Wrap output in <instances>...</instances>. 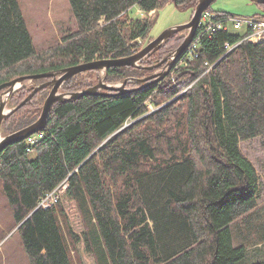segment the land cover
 <instances>
[{"label":"trees","instance_id":"16d2710c","mask_svg":"<svg viewBox=\"0 0 264 264\" xmlns=\"http://www.w3.org/2000/svg\"><path fill=\"white\" fill-rule=\"evenodd\" d=\"M69 1L77 29L39 52L19 0H0V84L130 56L154 39L149 33L155 23L130 16L133 6L156 14L172 2L194 13L199 2ZM206 12L224 22L234 16L211 6ZM247 34L230 29L208 34L200 23L164 79L129 82L132 89L125 93L57 102L32 152L28 138L4 148L0 181L31 264H74L68 235L97 264H240L247 256L250 264H264V251L248 240L236 244L234 236L237 224L255 212L261 193L259 174L241 142L264 136V40L249 42ZM185 37L181 31L167 38L141 61L144 67H110L105 81L146 77L156 70L147 66L172 54ZM83 73L64 83L71 92L95 85L101 76L100 70L86 71L91 79L78 81ZM49 79L19 87L8 106L19 105L34 83ZM50 89L5 118L0 132L9 135L35 122ZM66 178L57 205L39 207ZM68 209L79 214L80 233L63 225Z\"/></svg>","mask_w":264,"mask_h":264},{"label":"rangeland","instance_id":"374dc122","mask_svg":"<svg viewBox=\"0 0 264 264\" xmlns=\"http://www.w3.org/2000/svg\"><path fill=\"white\" fill-rule=\"evenodd\" d=\"M27 26L30 30L36 49L44 52L56 47L65 33L77 29V20L74 16L69 0H19ZM226 11L233 14V17H248L257 14H264V9L252 0H215L211 5V11ZM193 11L190 8H180L175 3L169 2L159 8L155 14L146 15L138 6H133L129 10L132 17L155 18V23L149 33L156 38L169 27L180 25L191 20ZM261 17V16H259ZM203 22V21H202ZM238 30V29H236ZM243 31V29L239 30ZM188 31H183L187 34ZM143 43V40L141 41ZM148 41L145 43L147 44ZM143 48V47H142ZM171 55V54H170ZM168 56V55H167ZM150 66V65H149ZM153 73L163 70V67L155 68ZM104 71H100L98 79H94L97 84L99 78L105 76ZM152 73L148 74L151 75ZM92 74L83 73L75 77L78 81H89ZM98 75V74H97ZM146 75V76H148ZM93 78V76H92ZM75 79V80H76ZM89 79V80H88ZM122 80L108 81L109 84L119 85ZM94 83V84H95ZM33 84L32 81H25L23 85ZM36 85V83H34ZM93 85V84H92ZM20 86V87H21ZM131 87V86H129ZM64 84L60 92H71ZM50 92V90H49ZM48 92V94H49ZM47 94V96H48ZM1 100V99H0ZM7 109L11 108L7 104ZM156 108L150 107V111ZM1 136H6L2 131ZM243 153L255 165L260 177L261 193L258 206L249 220L238 223L235 229V243L239 240H248L251 245H256L258 250L264 251V136L255 137L241 142ZM63 194L61 195L62 199ZM68 219L62 218L63 225H68L74 232L80 233L82 222L78 213L68 209ZM243 226H242V225ZM242 226V227H241ZM67 227V226H66ZM67 231V230H65ZM68 235V233H66ZM69 236V235H68ZM67 241L70 246L71 258L74 264H97L95 258L85 250L82 243L75 245L70 236ZM237 240V241H236ZM248 256L240 264H250ZM0 264H31L28 254L24 248L22 237L17 231L15 218L0 181Z\"/></svg>","mask_w":264,"mask_h":264},{"label":"water","instance_id":"95a60500","mask_svg":"<svg viewBox=\"0 0 264 264\" xmlns=\"http://www.w3.org/2000/svg\"><path fill=\"white\" fill-rule=\"evenodd\" d=\"M214 1L215 0H199L190 21L167 28L159 36L148 42L141 50L135 52L130 56L85 62L64 68L56 72L54 71V72H45V73H39L33 75L19 76L10 81L0 84V91L5 89L1 95V102H0V130H1L2 122L5 118L10 116L17 109L24 106L29 100H31L35 96L37 92H39L40 90L46 87H51L50 92L44 101L41 115L35 122L6 136H1L0 133V154L7 145L17 141L24 140L34 133L43 131L47 125L52 107L57 102L67 101L70 99H78L82 96L89 94L97 95L100 93H108V91L125 93L132 89L127 87L129 82H138L142 84L145 83V85H149L153 82L164 79L167 76V74L171 71L178 58L181 56V54L187 49V47L193 41L200 26L203 14L207 11V9L212 5ZM252 1L258 4H264V0H252ZM186 30L188 31V33L186 34L184 42L180 45L178 49H176L171 55L166 56L160 62L152 66H147V68L153 69V68H159L162 64L165 63L166 65L163 67L162 71L152 73L151 75L142 78L129 77L124 79L119 85L107 83L105 81L106 80V74H105V76L101 77L99 82L93 86H89L83 90L75 91V92H65V93L60 92L61 87L64 85L66 81H68L73 76L82 72L91 71V70H100L107 73V70L113 66L144 67L141 65V61L147 55L159 50L162 47L164 41L170 36ZM41 78H51V79L49 81L34 85L33 90L19 105L9 109L6 108L9 96L15 90H17L21 85H23L25 81H34L36 79H41Z\"/></svg>","mask_w":264,"mask_h":264},{"label":"built area","instance_id":"2783aa9c","mask_svg":"<svg viewBox=\"0 0 264 264\" xmlns=\"http://www.w3.org/2000/svg\"><path fill=\"white\" fill-rule=\"evenodd\" d=\"M152 13L153 11L150 12L149 14H152ZM149 14L145 13V16ZM214 16L215 14H213L212 16V14L209 12H205L203 14L202 23L206 24L208 34H212L216 29H227V30L243 29L244 32H248L244 40H247L252 43H257V42H261L264 40V17H259V16L231 17L229 18V20H226V22H224L221 20H215ZM196 46L197 45H195V48ZM226 46L227 48L231 47L229 43H226ZM195 51L196 50H192V52L190 53L191 57L196 55L194 53ZM43 137L44 136L42 132H37L29 136L28 141L31 144H35ZM67 186H68V178L63 180L55 189L48 192L41 199L39 203V207L51 208L57 205V203L59 202L61 198V195L65 192Z\"/></svg>","mask_w":264,"mask_h":264},{"label":"bare ground","instance_id":"6f19581e","mask_svg":"<svg viewBox=\"0 0 264 264\" xmlns=\"http://www.w3.org/2000/svg\"><path fill=\"white\" fill-rule=\"evenodd\" d=\"M27 143H28V145H29L28 151H29V152H32V151H33L32 145H34V144L29 143L28 140H27Z\"/></svg>","mask_w":264,"mask_h":264},{"label":"flooded vegetation","instance_id":"af4514ba","mask_svg":"<svg viewBox=\"0 0 264 264\" xmlns=\"http://www.w3.org/2000/svg\"><path fill=\"white\" fill-rule=\"evenodd\" d=\"M50 80V79H49ZM49 80H47V81H49ZM44 82H46V81H44Z\"/></svg>","mask_w":264,"mask_h":264}]
</instances>
